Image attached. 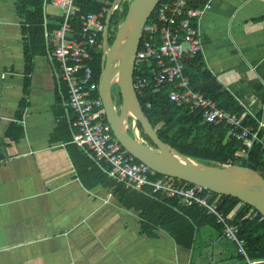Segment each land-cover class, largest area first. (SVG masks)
Here are the masks:
<instances>
[{
	"label": "crops",
	"instance_id": "obj_1",
	"mask_svg": "<svg viewBox=\"0 0 264 264\" xmlns=\"http://www.w3.org/2000/svg\"><path fill=\"white\" fill-rule=\"evenodd\" d=\"M207 4L198 22L204 69L255 118L264 109V0ZM51 5H43L47 28L60 16L48 13ZM22 22L18 0H0V264H236L217 229H197L186 249L162 229L144 233L139 211L119 204L111 188L88 175L84 183L47 53L25 75Z\"/></svg>",
	"mask_w": 264,
	"mask_h": 264
},
{
	"label": "built area",
	"instance_id": "obj_2",
	"mask_svg": "<svg viewBox=\"0 0 264 264\" xmlns=\"http://www.w3.org/2000/svg\"><path fill=\"white\" fill-rule=\"evenodd\" d=\"M189 2L157 0L152 18L150 15L142 28L135 53L134 71L137 73L133 75V88L138 95L148 88L156 92L162 85L170 84V101L199 110L208 124L226 125L227 135L243 142L247 149L254 143L262 144L264 159V138L258 134L259 129H264V109L258 129L254 130L252 126L243 125L241 117L219 108L217 101L194 90L183 74L184 62L201 53L198 22L209 6L206 3L201 8H192ZM51 4L59 8L61 14L57 27L52 30H48L44 22L43 36L54 74L66 87L62 104L74 130L71 143L89 152L95 163L106 164L107 175L123 184L127 191L141 192L147 187L162 197L176 198L182 206L202 209L219 226V237L234 246L241 264H264L263 259L249 257L246 242L240 237V224L231 223L219 210L212 192L173 177L157 176L123 149L104 120L98 83L90 66L92 53L98 49V38L104 30L103 13H79L74 0H51ZM74 18L80 23L78 29L73 27ZM258 215L255 210L249 211V219Z\"/></svg>",
	"mask_w": 264,
	"mask_h": 264
},
{
	"label": "trees",
	"instance_id": "obj_3",
	"mask_svg": "<svg viewBox=\"0 0 264 264\" xmlns=\"http://www.w3.org/2000/svg\"><path fill=\"white\" fill-rule=\"evenodd\" d=\"M48 1V0H47ZM114 0H74V4L79 9V13L102 12V21ZM208 0H190L189 6L192 8L203 7ZM45 0H18V12L23 19V33L26 37L24 45L25 75L31 70L32 59L37 55L47 53L44 32V11ZM129 3L122 1L120 6L114 10L109 28L113 26L114 31L117 25L123 20ZM121 8V10H119ZM153 13L151 14V18ZM59 19L56 20V23ZM73 27L78 29L80 23L76 18L72 19ZM54 25H49L48 30H52ZM113 40V37L110 38ZM102 37L98 38V49L92 53L90 66L93 70L94 80L98 83L101 74L100 47ZM110 40V42H111ZM137 71H134L135 77ZM183 74L189 80L194 90L203 93L206 97L217 101L219 108L235 113L242 118L243 125L252 126L258 129V123L262 114L255 118L245 115L240 105L209 75L204 69L200 55L184 62ZM28 78V77H26ZM26 82L28 80L26 79ZM63 86V93L66 97V87ZM65 87V90H64ZM170 84L162 85L158 91L154 92L148 88L139 93L138 99L141 107L149 119L153 129L159 139L167 143L182 155L196 160L206 165H228L237 164L257 171L264 178L263 145L254 143L249 149L243 142L231 139L227 135V127L224 124H208L203 121L201 113L197 109H191L188 105H177L168 99L171 91ZM96 95V93H95ZM219 100V101H218ZM116 104L120 105V97L117 90ZM21 107L24 103L21 102ZM105 120V118H104ZM106 121V120H105ZM68 125L67 121L62 122L60 127ZM140 130V136L149 142L151 141L142 132L140 125L136 124ZM11 129H17L12 126ZM72 133L68 135V141L72 140ZM130 133V132H129ZM9 136L11 133H7ZM258 134L264 138V129H259ZM73 149L71 156L75 162L77 172L85 184L86 176L94 177L96 183H100L106 189H112V195L123 207L139 211L141 218V228L147 235H153V230L162 229L168 233L174 241L186 248L191 249L195 243V234L201 227H211L219 230V226L214 222L212 216L196 207H185L178 204L176 198H165L157 193H152L150 188H143L141 192L127 191L123 184H118L106 173L108 166L100 164L99 167L91 158V154L71 143ZM244 153L246 155H244ZM159 176V174L157 175ZM217 200L219 210L231 221L240 224V237L246 242V250L251 259L264 260V218L260 215L249 219V211L254 210L247 204L240 202L231 196L217 195L213 193ZM237 263L241 264V258L236 255Z\"/></svg>",
	"mask_w": 264,
	"mask_h": 264
},
{
	"label": "water",
	"instance_id": "obj_4",
	"mask_svg": "<svg viewBox=\"0 0 264 264\" xmlns=\"http://www.w3.org/2000/svg\"><path fill=\"white\" fill-rule=\"evenodd\" d=\"M120 2L114 0L105 16L102 69L98 81L105 120L115 139L136 161L157 174L200 185L217 195L237 198L264 218V178L257 171L237 164H202L159 139L133 88L135 53L142 28L157 0H131L108 46L107 29ZM114 88L120 97L118 108L113 97ZM137 123L152 146L139 138Z\"/></svg>",
	"mask_w": 264,
	"mask_h": 264
},
{
	"label": "rangeland",
	"instance_id": "obj_5",
	"mask_svg": "<svg viewBox=\"0 0 264 264\" xmlns=\"http://www.w3.org/2000/svg\"><path fill=\"white\" fill-rule=\"evenodd\" d=\"M122 1L128 2L129 4L131 2V0H121V2ZM120 3L117 6V8L120 6ZM119 10H121V8ZM48 13H54V14L60 15L61 14V10L59 8H56V7L51 5V6H48ZM110 33H111V35L115 33L113 26H111ZM113 97H114V100H115V103H116V101H117V89L116 88H114V90H113ZM130 124H131V121H129V125ZM129 131H131V130H129ZM138 136H139L140 139H142L143 141H145L149 145V142L140 136V130L139 129H138ZM205 264H224V263H222V261H220V260H212V262H206Z\"/></svg>",
	"mask_w": 264,
	"mask_h": 264
},
{
	"label": "flooded vegetation",
	"instance_id": "obj_6",
	"mask_svg": "<svg viewBox=\"0 0 264 264\" xmlns=\"http://www.w3.org/2000/svg\"><path fill=\"white\" fill-rule=\"evenodd\" d=\"M110 31H111V29H110L109 26H108V29H107V44H108V46H109V45L111 44V42H112V40H111L110 38L114 36V34L111 35ZM103 32H104V30H103ZM103 32H102V34H101L102 40H101V44H100V47H101V49H102V56H103V46H104V43H103ZM110 40H111V42H110ZM98 46H99V44H98ZM102 56H101V68H102ZM116 106H117V108L119 107L118 104H116Z\"/></svg>",
	"mask_w": 264,
	"mask_h": 264
}]
</instances>
